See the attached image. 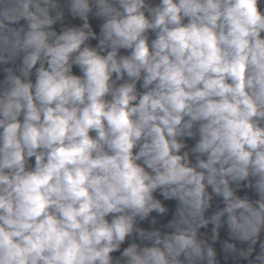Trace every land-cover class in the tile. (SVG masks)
Segmentation results:
<instances>
[{
	"label": "clouds",
	"instance_id": "obj_1",
	"mask_svg": "<svg viewBox=\"0 0 264 264\" xmlns=\"http://www.w3.org/2000/svg\"><path fill=\"white\" fill-rule=\"evenodd\" d=\"M0 264H264V0H0Z\"/></svg>",
	"mask_w": 264,
	"mask_h": 264
}]
</instances>
